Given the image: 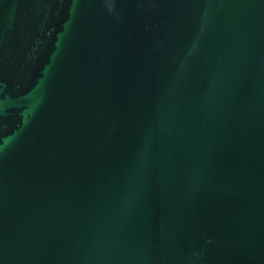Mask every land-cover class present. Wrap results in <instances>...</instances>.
Wrapping results in <instances>:
<instances>
[{"label":"water","instance_id":"obj_1","mask_svg":"<svg viewBox=\"0 0 264 264\" xmlns=\"http://www.w3.org/2000/svg\"><path fill=\"white\" fill-rule=\"evenodd\" d=\"M0 264H264V0H0Z\"/></svg>","mask_w":264,"mask_h":264}]
</instances>
